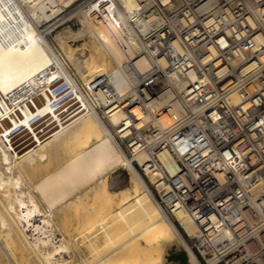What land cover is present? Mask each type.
Masks as SVG:
<instances>
[{"label": "bare ground", "instance_id": "obj_1", "mask_svg": "<svg viewBox=\"0 0 264 264\" xmlns=\"http://www.w3.org/2000/svg\"><path fill=\"white\" fill-rule=\"evenodd\" d=\"M63 2L0 0V264H202L193 246L215 253L220 235L160 210L115 139L123 111L104 120L84 93L93 80L127 93L140 45L107 3L61 13ZM67 96L83 109H64Z\"/></svg>", "mask_w": 264, "mask_h": 264}, {"label": "built area", "instance_id": "obj_2", "mask_svg": "<svg viewBox=\"0 0 264 264\" xmlns=\"http://www.w3.org/2000/svg\"><path fill=\"white\" fill-rule=\"evenodd\" d=\"M104 3L141 47L129 59L136 82L118 97L93 80L88 101L104 120L123 111L115 139L160 210H185L211 242L220 235L215 253L194 245L199 256L264 264V0H64L61 13ZM70 98L63 108L81 111Z\"/></svg>", "mask_w": 264, "mask_h": 264}, {"label": "rangeland", "instance_id": "obj_3", "mask_svg": "<svg viewBox=\"0 0 264 264\" xmlns=\"http://www.w3.org/2000/svg\"><path fill=\"white\" fill-rule=\"evenodd\" d=\"M125 174V173H124ZM127 177V174L125 175ZM147 181V179H145ZM121 187H125L127 186V181L125 180L124 183L122 185H120ZM119 188V187H117ZM200 258H202L200 261L202 264H205V261H204V257L200 254Z\"/></svg>", "mask_w": 264, "mask_h": 264}]
</instances>
